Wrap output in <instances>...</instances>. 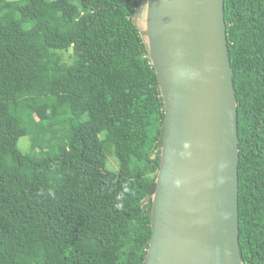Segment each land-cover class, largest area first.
Segmentation results:
<instances>
[{
  "label": "trees",
  "instance_id": "trees-1",
  "mask_svg": "<svg viewBox=\"0 0 264 264\" xmlns=\"http://www.w3.org/2000/svg\"><path fill=\"white\" fill-rule=\"evenodd\" d=\"M138 5L0 0V264H143L165 114ZM224 6L240 252L264 264V0Z\"/></svg>",
  "mask_w": 264,
  "mask_h": 264
},
{
  "label": "water",
  "instance_id": "water-1",
  "mask_svg": "<svg viewBox=\"0 0 264 264\" xmlns=\"http://www.w3.org/2000/svg\"><path fill=\"white\" fill-rule=\"evenodd\" d=\"M225 0H139L134 25L164 103L143 264H243L238 102Z\"/></svg>",
  "mask_w": 264,
  "mask_h": 264
},
{
  "label": "rangeland",
  "instance_id": "rangeland-1",
  "mask_svg": "<svg viewBox=\"0 0 264 264\" xmlns=\"http://www.w3.org/2000/svg\"><path fill=\"white\" fill-rule=\"evenodd\" d=\"M9 1H17V0H9ZM28 143H29L28 138H25V137H24V138H22V139L20 140L19 146H20V148H21L23 151H26V150H27ZM110 166H111L113 169H116V168H117L116 162H115L113 159H110Z\"/></svg>",
  "mask_w": 264,
  "mask_h": 264
}]
</instances>
